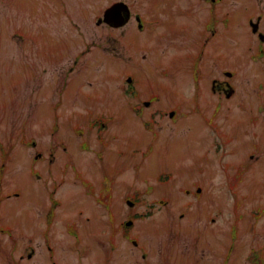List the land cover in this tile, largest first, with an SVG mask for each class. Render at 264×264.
<instances>
[{
    "label": "rangeland",
    "instance_id": "374dc122",
    "mask_svg": "<svg viewBox=\"0 0 264 264\" xmlns=\"http://www.w3.org/2000/svg\"><path fill=\"white\" fill-rule=\"evenodd\" d=\"M40 3L0 0V264L14 242L37 250L27 264H46L42 252L50 246L66 255L111 249L113 213L117 222L139 217L148 228H139L140 246L123 239L119 248L155 251L154 261L158 250L182 251L187 264H223L230 250L243 251L240 257L260 250L264 58H256L250 28L226 35L235 42L204 62L198 33L177 52L162 46L150 61L135 54L142 38L120 35L118 59L105 45L106 61L83 76L76 67L71 100L52 77L61 78L73 58L56 70L41 65L67 58V42L79 34L51 33L50 7L43 21ZM225 70L236 73L230 99L212 90V78H227ZM91 121L107 123L103 129ZM53 196L59 205L48 216ZM47 220L53 243H46Z\"/></svg>",
    "mask_w": 264,
    "mask_h": 264
},
{
    "label": "flooded vegetation",
    "instance_id": "af4514ba",
    "mask_svg": "<svg viewBox=\"0 0 264 264\" xmlns=\"http://www.w3.org/2000/svg\"><path fill=\"white\" fill-rule=\"evenodd\" d=\"M40 5L43 21L47 7H50L52 22L51 26L46 28L52 30L51 33L72 35L77 32L79 34L74 41L67 42L71 50L67 58L52 64L41 65L44 71L49 69L48 64L56 70L57 63L73 58L61 78L56 73L52 77L55 84L62 82L61 91L66 93V99H73L74 91H72L71 81L76 76V67H78V75L83 76L85 69H88L87 66L99 65L106 61L108 58L103 59L102 56L105 54L100 52L105 45L115 48V53L109 55H113L115 59L119 58L120 35L133 34L135 40L142 38V47L137 48L135 54L139 60L150 61L157 57H154V54L160 57L159 51L162 46L163 50L173 48L177 52L178 49L182 50L188 38L193 39L188 37V34L198 33L200 38L202 37V43L198 39L201 47L198 62H204L208 52L214 55L225 45L229 49L231 42H235L234 36H231L229 40L226 35L240 34L250 28L256 37V50L259 53L256 58H264V0H41ZM124 15L126 20L122 23L124 18L121 16ZM220 33L223 37L217 39ZM92 34L95 36H91ZM110 39L113 41L110 42ZM73 51L76 53L74 54ZM175 63L172 61L171 64ZM227 71L229 70L224 71L227 78L214 77L211 82L214 93L230 99L232 96H227L228 88L231 85L235 86L232 79L236 81V73L229 74ZM61 91L60 94L58 93L60 96L63 94ZM114 179L116 176L104 177L100 181V188H105L107 182ZM53 198L55 199L54 196ZM55 201L48 216L55 215V208L59 205L57 199ZM112 221L113 226L106 235L111 249L70 250L69 252L73 251L72 254L66 255L65 250L52 249L50 246L47 252H42L44 254L42 258L45 259L46 264H129L130 262L132 264H187L188 256L182 251L158 250V255H154L159 259L154 261L152 254L155 251L147 252L141 248L120 249L119 243L123 242V239L130 240L135 246H140L138 238L145 234V231L142 233L140 229L148 228L134 223L133 220L131 224H128L129 219L117 222L114 213ZM65 227L69 234L76 236L72 224H67ZM52 228L53 224L48 222L45 228L46 243H53L49 235ZM234 228L235 224H233ZM180 229L181 233L186 232L185 227ZM132 230L135 233L130 235ZM161 230V228H153L152 231ZM127 233H129L128 236ZM259 242L262 243V248L258 246L260 250L254 251V254L250 252L240 257L239 254L243 251L230 250L224 257L223 264H264V240ZM16 246L15 242L11 244L8 257L5 259L6 264H27L35 255L39 257L34 248L15 249Z\"/></svg>",
    "mask_w": 264,
    "mask_h": 264
},
{
    "label": "water",
    "instance_id": "95a60500",
    "mask_svg": "<svg viewBox=\"0 0 264 264\" xmlns=\"http://www.w3.org/2000/svg\"><path fill=\"white\" fill-rule=\"evenodd\" d=\"M118 8H121V7H118ZM120 10L122 11V9H120ZM117 13H118V12H117ZM119 14H120V13H119ZM126 16L128 17V14H127ZM122 17L124 18L123 21H122V23H123L126 19H125V15H124V16H121V18H122ZM229 74H230V73H229ZM231 93H232V91L229 93V95H230Z\"/></svg>",
    "mask_w": 264,
    "mask_h": 264
},
{
    "label": "trees",
    "instance_id": "16d2710c",
    "mask_svg": "<svg viewBox=\"0 0 264 264\" xmlns=\"http://www.w3.org/2000/svg\"><path fill=\"white\" fill-rule=\"evenodd\" d=\"M107 187V186H106ZM109 191V190H108Z\"/></svg>",
    "mask_w": 264,
    "mask_h": 264
}]
</instances>
